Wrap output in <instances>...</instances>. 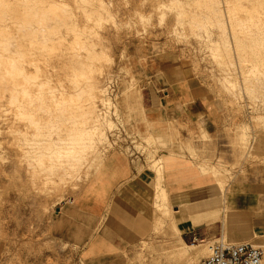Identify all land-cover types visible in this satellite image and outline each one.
Segmentation results:
<instances>
[{
	"label": "rangeland",
	"instance_id": "obj_1",
	"mask_svg": "<svg viewBox=\"0 0 264 264\" xmlns=\"http://www.w3.org/2000/svg\"><path fill=\"white\" fill-rule=\"evenodd\" d=\"M21 1L22 0H20V2ZM28 1L29 5L26 4ZM36 1L38 0H35V2ZM52 1L57 3V6L61 9L62 16H75L78 18L77 21H69V24L75 23L87 27L89 26L87 33L86 31L84 33V42L88 41L87 44L89 47H85V45H82V47H85V49L90 48V50L88 49L89 51L87 52V49L85 50L81 47L80 50H82V56L86 57V59L89 56L88 59L91 61V54L95 55L91 61L93 63L97 62V59L100 57H98V55L103 54V59L100 62L104 64V71L102 74L99 73L98 75L101 76V82H107L104 93L110 100L108 115L113 120V124L106 130L108 139L106 138L99 145V147H101L100 150H103H101L102 152H105L106 154L110 149L119 147L131 154L132 157L138 156L148 168L153 169L156 172L157 179L155 189H158V182L162 185V152L169 149L171 142L164 140V137L166 136L155 137V133L159 131L157 129V124L159 123L154 124L151 119L156 118L157 115L154 111L148 116L145 107L151 104L150 97L153 92L157 91V89H160L162 86L168 85L175 80L179 81L187 79L190 82H193L194 85L203 87L205 92L204 97L212 98L218 104L219 113L208 125L205 124L202 117L196 119V122L193 123V125L191 123L188 124L184 114H178L176 118H178L177 121L179 122V125L176 126L181 128L180 131H183V134H181V136L179 134L178 140L175 141L176 149L179 147V152H185L191 155L198 166L201 167L202 164L203 166H207L208 169L211 168L209 169V171H211L210 173L213 172V169H220L221 172L225 174V190L223 193L228 190V187L232 182L236 181H256L264 184V83L260 84L257 83V81H253L252 84L250 83L249 86L246 85L245 87L241 77L238 76L239 68L237 65L239 63L237 62L238 58L234 53L232 57L235 58V60L231 57V61L227 59L224 63H220L215 54H210L213 50L211 48L214 47L213 45L215 44V46H221L224 50L225 45L230 43L233 47L236 43V47L237 44L238 46L244 44L243 46L251 48L249 50L244 47V50V48L241 47V53L245 51L244 54H251L250 51L253 49L251 52L254 54L250 56H254L255 54L256 56L259 55L264 44H260L257 42L259 40L256 41V39H258V37L260 39V34L262 32L264 35V27L262 29V26L264 25L261 26L263 23V21L261 22L262 19L259 20V23L261 24H258V26H261L260 29L263 31L258 28L255 29L259 30L260 34L254 30L258 35L256 34L254 36V32L248 34V37L249 35L253 36V39L249 40L250 37L245 39L240 35L241 33L237 35V32V37L234 36L238 38L240 35L242 38L239 37L236 40L235 37H232L233 34H230V25L224 19V15L222 21L225 22L224 25L226 24V28L225 26H222L223 23L221 21L219 24V19L215 20L218 17L215 16L217 14L216 12L218 11V13H220L219 8L223 13L224 8L227 6L225 0ZM240 1H244L245 4L249 5V7H244L245 9L254 8L260 12H258L259 14H262L261 11H263V9H260L257 2H253V4L255 3L258 6L255 8L252 7V2H250V4L247 0ZM22 2H25L23 6L27 9H30V7L34 10H36L35 8H39V5L35 4L33 0H23ZM210 10L214 11L211 12ZM196 11L198 17L204 13L206 17L204 14L202 16L206 19H210L214 14L213 16L215 17H213V20L215 23L210 26L208 23L209 21H198L197 16V20L195 19L193 21L192 19L195 18L193 15H195ZM210 13H212L211 16H209ZM35 14H37V12H35ZM202 21L207 24V28L209 26V30L213 31H211L213 34L210 32L209 35H212L214 39L207 34L204 30L205 28H202L201 33L199 22L201 23ZM216 22L218 24H216ZM56 23L57 22L54 21H47L46 24L56 25ZM59 24L61 25L60 22ZM241 24L243 23H238V26L243 27ZM63 25L64 23H62L58 34H60L61 37L64 36L63 38H65V41L67 42L73 40V33L70 30H66ZM225 30L226 32H223ZM41 32L47 34V36L49 35L47 30H42ZM40 34L41 33H39V35ZM39 35L37 38H42ZM56 35L57 33L54 34V36ZM86 35L88 36L86 37ZM224 36H226V39ZM49 37H51V33ZM56 39H53V41H56ZM239 39H245L243 40L242 45L240 44L241 40ZM10 40L11 42H9V39H7L6 42L0 40V44L7 45L9 42L8 45L12 46L14 42L21 39L12 38ZM41 40L44 41V38L39 39V41ZM260 40L262 41L263 39L261 38ZM21 41L26 42L27 40L22 39ZM210 41H214V44ZM230 44L228 45L229 47H231ZM259 45H261L262 48L261 46L259 47ZM10 49L11 52L9 49H6L8 51L0 49L2 51L0 52L5 55H7V52L8 55H17L18 67L20 66L18 62L19 59L21 61L23 59L25 60L23 63V71H20L18 74H16L17 72H13L11 75L14 76L16 74L15 77L11 78L8 76L11 79V81H9L10 83H12V80L15 78L17 80L21 79V82L25 80V78L29 81L32 79L31 83L36 80L38 82L40 78H43L44 75L48 74V72L36 69L35 66L30 63L34 62V59L38 60L37 58L41 56L39 53L30 50L29 53L24 54L18 48ZM14 49L18 50L15 51ZM254 49L256 52H254ZM259 49H261V51ZM248 50L249 52H247ZM246 55L248 56V54ZM262 55H264V53ZM248 58L251 59V57ZM38 62H40V60H38ZM248 62L251 63L250 61ZM229 71L232 75L228 73ZM52 72L54 71H49V73ZM224 74L226 76H224ZM222 77L232 79L234 84H232V82L228 83L229 81ZM234 80H236V82ZM225 81L227 82V84H225L226 86L223 85V82ZM32 85H30L32 88L29 89V96H32V91H37L38 88L44 90V86L37 87L36 83H34V85H36L35 87ZM11 86L13 85L9 84L5 87L0 86V191H2V184H4V187L6 186V188L10 186L8 189L10 192L6 195V198L2 200L0 197V207L3 206V209L0 211V264H83L70 250H62L63 246L61 247V245H64V243L58 238L50 235V231L47 229L48 221L45 220L46 214H53L55 212L56 205L70 203L72 197L76 195L84 184H81L82 187L79 186L78 188H73L78 185L67 182V178H65L67 173H64L66 166L63 165L65 169H63V167L60 169L55 166V160L52 161L54 159L53 155L57 153L53 149L60 143V140L58 139H61V137L59 136L64 135V132L63 134H61L62 132L59 134L53 133V136L55 137H52L47 131L46 133L41 134L44 138L40 134L38 137L41 138H37L36 134L35 136H31L34 134L33 132L29 133L30 135L28 133H21V136L20 134L11 133L9 131L10 128H8L7 125L9 126L10 118H12V108L15 106L10 104V99L15 91L20 90L19 86L16 84L12 87V89L15 88V91L11 89ZM255 86L259 87L257 88ZM66 89L70 90L68 87ZM71 90H78L77 86L76 89ZM138 91H140L142 95L141 102L136 96ZM9 92L11 94H9L10 96L8 95ZM4 94H6V96H3ZM34 95H36V93L33 94V96ZM1 103L4 105H1ZM8 104L12 107H8ZM34 104L35 105L29 103L28 106H30V108L33 107L34 110L38 103L36 104L34 102ZM101 107L102 105L98 104L100 111H102ZM19 109H21V111H19ZM22 109L24 110V108L18 107L17 110L20 117L23 114L25 115ZM26 117L29 118L28 115ZM26 117L22 119L18 118V120H21V124H33V117H30L29 119ZM165 124L167 125V123H164V125ZM172 129L176 130V127L172 124L165 127V130L170 131ZM203 129H206L207 132L203 131ZM147 134H152L154 136L151 140L152 142L147 140ZM49 135L51 137H49ZM24 137L27 138L25 139ZM36 138L38 139V142L42 141L39 139H43V142H40L39 144L42 149L44 148L43 150L37 149L38 147L36 149L33 148L37 142ZM50 138L55 143L53 142L52 144L49 141ZM22 139L25 142H28L24 143ZM49 142L52 144V147L54 146V148L49 147L52 150H49V148L46 149V146L48 147V145L45 146V143L49 144ZM16 146H18V149ZM36 150H38V152H36ZM38 153H40V157L37 155ZM65 154L67 155L68 153L66 152L64 155ZM35 156L38 158H35L36 161H34ZM46 157L48 160L49 157H51V162H48ZM42 159H45L44 161H46L47 164L46 166L41 167H49L51 169L54 167L55 169L50 172L51 169H47L49 170L47 171L42 168V171L39 165L36 166L37 169L35 170H32V166L30 168L32 171L29 169L28 166L31 165L32 161L33 163H37L38 160H41L39 163H44ZM78 164L79 163L75 165L76 170L79 169L76 168ZM19 165L21 166L19 167ZM157 165L160 167H157ZM78 167L80 166L78 165ZM222 168H225L226 170ZM38 170L39 173L41 171V173L44 172L40 179H38V176L40 175L36 176ZM60 170L61 172H59ZM54 172L58 173L59 176L57 175V177H55L56 174H54ZM203 172L208 173L206 170ZM45 173L48 175L46 176L47 178L44 175ZM61 173H63V175ZM53 177L56 181L52 179ZM59 177L64 181L62 182ZM43 179L45 181H43ZM51 179L54 182L51 181ZM52 183H54V187L52 186ZM12 184L21 188L20 190L17 189V192L21 191L20 198H16ZM55 185L59 188L55 187ZM162 187L166 189L165 186L162 185ZM24 190L25 193H23ZM34 195L38 196L37 205H29L28 201ZM261 195L264 196V188L261 189ZM19 199L21 201L20 206H18L19 203H17V200ZM14 200H16L15 204ZM153 209L154 213L158 212L155 207ZM166 222L168 223L169 221L165 220L160 223L162 226L160 224L156 226L154 223L152 233L147 238L132 246L130 252L126 254V264H146L148 259L155 261V264H195L201 257L207 254L208 247H206V245L208 246L212 239L205 242L206 248L203 246V242H201V247H196L195 250H193L194 252H192L193 255L182 256L179 253V244L171 243L177 234L171 230L170 222L168 224H166ZM157 228H159L158 231ZM222 239L227 242L231 241L226 237ZM156 240L159 241V247H157L158 243H156ZM196 243L200 242L197 241ZM253 244L258 246L261 245L257 243ZM262 244L261 247L264 250V243Z\"/></svg>",
	"mask_w": 264,
	"mask_h": 264
},
{
	"label": "crops",
	"instance_id": "obj_2",
	"mask_svg": "<svg viewBox=\"0 0 264 264\" xmlns=\"http://www.w3.org/2000/svg\"><path fill=\"white\" fill-rule=\"evenodd\" d=\"M204 96L203 87L187 79L175 80L152 93L146 114L155 111L157 117L151 119L159 123L155 137L166 136L164 140L171 142L162 152L161 182L166 189L160 182L155 189L156 172L138 156L132 157L119 147L110 149L71 202L56 205L53 214L45 215L50 235L64 243L62 250H70L83 264H126L132 246L147 238L154 223L164 218L155 205L159 189L167 192L171 222L178 229L172 244L181 240L205 243L217 237L230 242L264 243V184L236 181L223 193L225 189L212 173H204L191 155L175 147L179 134H183L177 127L178 114L183 113L192 125L201 117L208 125L218 115V104ZM164 123L176 130H165ZM147 136L154 138L152 134ZM2 185L0 197L4 200L10 186ZM12 188L20 198V187L12 184ZM37 197L32 196L28 204L37 205ZM17 203L21 205L20 199ZM154 207L158 212H153ZM156 243L159 247L158 240ZM262 260L264 264V252ZM146 264L155 261L148 259Z\"/></svg>",
	"mask_w": 264,
	"mask_h": 264
},
{
	"label": "bare ground",
	"instance_id": "obj_3",
	"mask_svg": "<svg viewBox=\"0 0 264 264\" xmlns=\"http://www.w3.org/2000/svg\"><path fill=\"white\" fill-rule=\"evenodd\" d=\"M22 1L20 2V0L19 1H17V0H0V6H1L0 7V40L1 41L4 40L6 42V40L9 39V42H11L10 39L13 38V39H21V40L26 39L27 41L25 42V41L17 40V42H14V43L12 42L13 44L10 43V44H12V46L8 45L9 42H8V44L6 43L7 45H5V44L1 45L0 44V49H3L4 51L6 49H9V51H10L11 50L10 48H12V49L18 48L24 54L29 53L30 50H33V52L39 53L41 56L38 57L37 59L40 60V62H38V60L34 59L33 60L34 62H30V63L33 64L36 69H39V70L44 71V72H48V74L44 75L43 78H40L38 82L36 80L33 83H31L32 79H31V81H29L26 78H25V80H23L21 82V79L17 80L15 78L14 80H12V83L14 82L12 84L9 82V81H11V79L8 76H10L12 78V77H15V75L18 74L20 71H23L24 70L23 63L25 60L23 59L21 61L19 59L18 62L20 64V66L18 67L17 66V55H15V54L14 55L13 54L8 55V52H7V55H5L4 53H1L2 51L0 50L1 51L0 52L1 53L0 54V86L5 87V86H8L9 84L14 86V84H16L19 86V89H20L18 91H15L14 90L15 88L12 89L13 86H11V89L14 90L15 93H13V95L11 96L12 98L11 99L9 98V99L11 100L10 104L12 106H15V107H13L14 109L12 108V110H13L12 115H11L12 118H10L9 126L7 125V127L10 128L9 131L11 133H15L18 135L20 134V136H21V133L22 134H27V133L29 134V133L33 132L34 134L31 136H35V134H36L37 138H41V137H38V135L39 134L41 135L42 133H46L47 131H48V133H50V135H52V137H55V136H53V133L59 134L62 132L61 134H63V132H64V135L59 136V137H61V139H58V140H60V143L55 148H54V146L52 147V144L54 141H52L51 138L49 141L52 144L49 142V144H51V145H49V144H47L48 143L47 142V143H45V146L48 145V147L46 146V149L49 147L54 148L53 150L56 151L57 153L53 155L54 159L52 158L53 159L52 161L55 160V163H56L55 166L59 167L60 169H61V167H63V165L66 166L65 167L66 170L64 171V173H67V176H65V178H67V182L70 184L78 185L77 187L72 186L73 188H78L79 186H81L82 183L85 184V182L89 179L91 174L99 166V164L103 160L104 156L106 155L105 152H102L103 151L102 149H101L102 151L100 150L101 147H99V145L107 138L106 130H107V128H110L113 124V120L108 115V112H109L108 108L110 107L109 106L110 100L108 97L105 96V93H104L106 90L105 85L107 84V82L106 83L101 82V76L98 75L99 73L102 74L104 71V68H103L104 64L102 62H100L103 59L102 58L103 54L98 55V57L99 56L100 57L97 59V62H93V63L91 61H92V58L95 57V55H93V54H91L92 56L90 55L91 61H89V59H88L89 56L87 59H86V57L82 56V54H81L82 50H80L82 45H85V47L86 46L89 47L87 44L88 41L84 42L85 41L84 40V36H85L84 33H85V31L87 33V29L89 28V26L87 27L85 25H78L75 23L69 24L68 23L69 21H71V20L77 21L78 18L75 16H71V17L62 16L61 9L59 8V6H57V3H55L54 1H52V0H38L35 2V0H33L35 2V4L39 5L38 9L35 8L36 10H34L33 8L31 9V7H30V9L25 8V6H23L25 2H22ZM225 1L227 3V6L224 8L223 13L219 8L220 13H218L217 10H216L217 12L215 11L218 14L217 15L215 13L216 14L215 16H218L219 18L217 17L216 19L215 18L214 19L215 20L219 19V24L222 22L223 25L222 24L221 25L224 27L226 24L224 25L225 22L222 21V18L225 17L224 19L230 25L229 30L231 32L230 34H233L232 37H235V36L237 37V35L239 33H241L240 35H242V37H244L245 39H248L250 37L249 40L250 39L252 40L253 36L249 35V37H248L247 36L248 34H250V33L252 34L253 32L255 33V31L258 34H260L259 30H262L264 27V26H262V25H264V12H263L264 11V0H247L248 3L252 2V7L256 8V7H258L257 5H259L260 9H263V11H261L262 14H259L260 12L254 8L245 9L244 7H246V6L249 7V5L245 4L244 1L243 2H241L240 0H225ZM253 2H255V3L257 2V5L255 3L253 4ZM28 3H29V1L26 4H28ZM80 6H82V5H80ZM28 8H29V6H28ZM202 11H203V9H202ZM210 11L213 12L214 10L213 11L210 10ZM35 12H37V14H35ZM196 13H197V11L195 12V15H193L195 18H193V19L191 18L193 21L196 19V16L198 17V15H196ZM203 14H201V16H199L200 18L198 17V21L199 20H204L207 22L209 21L208 23L210 24V26L215 23V21L213 20V17H215V16H213L214 14L212 15V13H210V15H209V16L212 15V17H211L212 19L211 18L210 19L203 18V16H202ZM223 15H224V17H223ZM205 17H206V15H205ZM260 19H262L261 22L263 21L262 24L259 23ZM47 21H54L57 23H56V25L55 24L54 25H51V24L47 25L46 24ZM59 22L61 23V25H62V23H64L63 26L66 28V30H70L73 33V37H74L73 40L70 39L71 41L67 42V41H65V38H63L64 36L61 37V35L58 34L60 31V27H61ZM202 22L201 23L199 22V24H200L199 26L201 27V28L199 27V29H201V33H202V28L203 29L205 28L204 30L209 35L212 30H209V26L207 28L206 27L207 24H205V22H203V23ZM240 22L243 23V24H241L243 27L238 26V23H240ZM216 24H218V23L216 22ZM258 24H261L262 29H260L261 26H258ZM225 28H226V26H225ZM225 28H223V29H225ZM257 28L259 30H255ZM42 30H47L49 35L47 36V34L42 33L41 32ZM198 32H200V31H198ZM223 32H226V30ZM39 33H41V34L39 35ZM50 33H51V37H49ZM56 33H57V35L54 36V34H56ZM236 33H237V35H236ZM254 33H253V35L255 36L257 33H255V34ZM261 34L263 35V32ZM261 34H260V39L262 38L263 40L261 41L258 37V39H256V41L259 40L257 42H259L260 44L261 43L264 44V37H263L264 35L262 36ZM38 35L41 36L42 38H44V41H42V40L39 41V39H42V38H40V37L37 38ZM88 35H86V37ZM205 35H206V33H205ZM225 35H226V33H225ZM240 35L238 36V38L240 37ZM243 35H245L246 37ZM224 37L226 39V36H224ZM230 37H231V35H230ZM236 37H235V39L237 40L238 38H236ZM242 37H240V38H242ZM212 38H213V36H212ZM53 39H56V41H53ZM213 39H211V40H213ZM245 39H242V40L239 39V40H241V43H240L241 45L243 44L242 42ZM217 40H218V38H217ZM227 41H228V39H227ZM253 41H255V40H253ZM210 42H212V44H214L213 43L214 41H210ZM235 42H237V41H235ZM27 45H29V46H27ZM215 45H213L214 47L211 48L213 50L211 51L210 54H212V53H213V55L215 54L216 58L218 59V61L220 63H224L227 59L230 60L233 53H234V55L237 56V58H238L237 62L239 63L237 65V67L239 68V69L237 68L239 70V72L237 71L238 76L241 77L243 84H245L244 85L245 87H246V85L249 86L250 83L252 84L253 81L254 82L257 81V83H260V84L264 83V55H262L264 53V52H262V51H264V49H263L264 46L262 48V46L259 45V47L261 46V48H262V51H261V49H259L261 52L258 51V52H260L259 55L256 56V54H255L254 56H250V55L254 54L251 52V51H253V49H252L250 51L251 54L246 53V54H248V56H247L246 54H244L245 51H243V49H242L243 52L241 53V49H240L241 47L247 48L246 46H243L244 44L242 46L239 45L240 47L238 46V44L236 47L235 46L236 43L233 47L231 44H230L231 47H229L228 45H225L224 50L221 46H215ZM85 47H82V48L85 49ZM220 47L222 48V50ZM245 48H244V50H245ZM18 49H14V50L16 51ZM86 49H87V52L90 50V48H86ZM247 49L250 50L251 48H247ZM249 50L247 52H249ZM257 50H258V48H257ZM6 51H8V50H6ZM254 52H256V50ZM248 57H251V59H249ZM233 59L235 60V58H233ZM233 59H232V61H233ZM248 61H250L251 63H249ZM49 71H54V72L49 73ZM13 72H17V73L14 76H12L11 74ZM228 73H230V71ZM230 75H232V74L230 73ZM224 76H226V75L224 74ZM228 77H229V74H228ZM228 77L227 78L222 77V78L227 79V81H229L228 83L232 82V79H228ZM235 77H237V76H235ZM41 80H42V82H41ZM234 81L236 82V80H234ZM34 83L37 84V87L38 86H40V87L44 86L43 87L44 90L38 88L37 91L35 90L36 92L32 91V96H29V94H30L29 89L32 88V87H30V85H32V84L34 85ZM225 84H227L226 81L223 82V85H225ZM232 84H234V83L232 82ZM35 86L36 85H34V87ZM76 86H77V89L79 90V93H78V90H71V89H76ZM67 87L70 90H67L66 89ZM255 87H257V86H255ZM30 92H31V90H30ZM35 93H36V95L33 96V94H35ZM9 94H10V92L8 93V95ZM3 96H6V94H4ZM136 96H137L138 100L141 102L142 95H141L140 91H138ZM27 102H28V104L32 103L33 105H35L34 104V102H35L36 104L38 103V105L35 106V108L33 110V107L30 108V106H28ZM40 103H42L43 105ZM61 103H66V104H61ZM98 104L102 105V107H101L102 111H100V108H98ZM1 105H4V104L1 103ZM8 107H10L9 104H8ZM18 107L24 108V110L22 109V111L25 113L26 116L28 115L29 118L33 117L32 118L33 124L29 125L27 123H24L25 119H24V122H22L24 124H21V120H18V118L20 117V115L18 114L19 112L17 113ZM19 111H21V109H19ZM25 115L23 114L20 118L21 119L25 118L26 117ZM29 118H27V119H29ZM27 119H26V121H27ZM10 132H9V134H10ZM50 135H49V137H51ZM42 137L44 138V136H42ZM151 137L147 136L146 138L148 141H151L153 139ZM37 138H36V141L38 140ZM39 140H42V141H40L41 143L43 142V139H39ZM26 142H28V141H26ZM26 142L24 141V143H26ZM40 142L37 141L35 143L36 146L32 145L33 148L36 149L38 147L37 149L41 150L42 148L39 145ZM11 143H12V140H11ZM24 143H22V144H24ZM153 144H154V142H153ZM17 147L18 146H16V148ZM51 148H49V150H52ZM27 150H30V149H27ZM36 152H38V150H36ZM47 152H49V151H47ZM53 152H51V153H53ZM60 152H62V153H60ZM66 152L68 154L64 155V153H66ZM25 153H26V150H25ZM43 153H46V152H43ZM39 154L40 153H38L37 155L39 156ZM47 154H49V153H47ZM46 156H48V155H46ZM41 157H42V155H41ZM35 158H37V157L35 156L34 159ZM50 158L51 157H49V160H48L46 157L48 162L49 161L51 162ZM63 158H65V159H63ZM44 160L45 159H42V161H44ZM34 161H36V159ZM40 161L38 160L37 163H35V162L33 163V161H32L31 165L28 166L29 169L31 168V166L33 167L32 170L37 169V167H36L37 165H39L41 169L44 166H46V164H47L46 161H44V163H39ZM77 163H79L78 165L80 166V167H78V165L76 166V168H79L78 170L75 169V165ZM20 166L21 165H19V167ZM41 166H43V167H41ZM158 166L159 165H157V167ZM198 167L203 171L206 170L208 173L211 172V171H209V169H211V168L208 169L207 166H205V165L203 166L201 164V167L200 166H198ZM40 168H38V169L41 170ZM65 168L63 167V169H65ZM43 169H46V170L49 169L50 170L51 168L46 167ZM43 169H42V171H43ZM53 169H55V168L52 167L50 172H52ZM222 169L226 170L225 168H222ZM39 170L37 171L38 174H36V176L40 175V176H38L39 178L35 177L38 179H40L41 175H43V173H44V172L41 173L42 172L41 171L40 172L41 174H40ZM49 170H47V171H49ZM31 171H30V173H31ZM55 172H54V174H56L55 177H57V175L59 176V174L55 173ZM59 172H61V170ZM47 173L44 174L45 177L48 176V175H46ZM61 174L63 175V173H61ZM212 175L214 176L216 183L219 184L221 189H225V185H224L225 174L222 173L220 169H213ZM61 177H59V179H61ZM63 178H64V176H63ZM52 179L54 181H56L54 179V177ZM52 179H51V181H53ZM59 179H57V180H59ZM43 181H45V180L43 179ZM48 181H49V179H48ZM61 181H62V179H61ZM52 184H53L52 186L54 187V183H52ZM59 185H62V184H59ZM55 187H58V186L55 185ZM23 193H25V190ZM155 205H156L157 209L162 210V215L164 216L163 220L156 221L155 225L157 226L160 223H162L163 221L168 220L170 222L171 230H173L177 234L178 229L175 228L171 222V211H170L169 204H168V195H167V192L165 191V189H159L158 190V193H157L156 198H155ZM168 223L166 222V224H168ZM163 224H165V223H163ZM160 225L162 226V224H160ZM159 228H157V231ZM160 229H162V228H160ZM155 233H156V231H155ZM202 244H204L203 246L205 247V243H202ZM200 245H201V242L198 244H194V243L193 244H187L181 240L180 244H179V247H180L179 253L182 256H185V255L190 256V254L193 255V253H192V252H194L193 250H195V248L200 246ZM261 245H263V244H261ZM206 247H208V246L206 245Z\"/></svg>",
	"mask_w": 264,
	"mask_h": 264
},
{
	"label": "built area",
	"instance_id": "obj_4",
	"mask_svg": "<svg viewBox=\"0 0 264 264\" xmlns=\"http://www.w3.org/2000/svg\"><path fill=\"white\" fill-rule=\"evenodd\" d=\"M263 248L251 242H227L215 238L207 254L196 264H263Z\"/></svg>",
	"mask_w": 264,
	"mask_h": 264
}]
</instances>
